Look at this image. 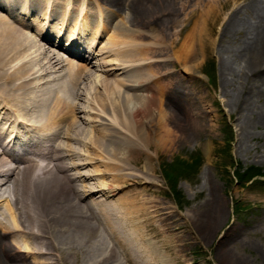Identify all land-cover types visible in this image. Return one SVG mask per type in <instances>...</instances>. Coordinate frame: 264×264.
<instances>
[{"label":"bare ground","instance_id":"bare-ground-1","mask_svg":"<svg viewBox=\"0 0 264 264\" xmlns=\"http://www.w3.org/2000/svg\"><path fill=\"white\" fill-rule=\"evenodd\" d=\"M76 1L62 3L60 14L56 8L60 1L0 0L4 14L0 15V203H8L0 212V264H172L170 211L165 204L152 205L132 187L151 182L153 171L148 153L140 168L131 151L140 153V147L154 146L155 141L163 146L172 124L178 123L187 137L194 127L182 125V119L189 116L195 125L203 124L207 112L200 104L202 97L185 90L180 74L170 80L162 78L170 72L141 74L142 66L153 68L157 61L150 54L153 45L137 39H142L143 24L152 21L147 18L153 12L151 0H101L114 8L108 12L103 7L111 16L127 10L137 30L124 29L118 21L100 44L98 39L108 30V20L103 22L100 16L104 10L96 13L100 20L94 24L99 18L91 19L89 9ZM193 1L188 13L193 25L183 39L172 37L167 45L179 43L173 58L182 64L181 72L191 75L198 72L195 65L187 64L194 58L193 46L218 50L225 104L230 112H237V136H248L251 127L264 122V102L255 104L264 90V0ZM158 2L164 3L155 7L173 3ZM31 29L37 39L27 33ZM56 40L81 51L85 48L88 55L66 50L78 59L68 60L64 67L51 49L61 48ZM134 53L144 56L136 60ZM97 56L103 58L99 66H109L102 69L105 76L96 79L101 91L91 92L84 101L83 107L97 118L84 121L77 116L79 100ZM118 71L124 75L108 78L118 76ZM54 73L58 77L52 78ZM82 124H90L89 129ZM69 142L95 152L89 159L99 163L96 168L103 166L96 175L110 179L95 189L89 183L92 176H70L64 160L81 153ZM259 158L264 160V148ZM124 159L140 172L125 166ZM99 196L104 200H97ZM220 200L211 195L213 214L205 224L206 233L221 211ZM8 236H15V242L9 243ZM16 238L24 251L20 252Z\"/></svg>","mask_w":264,"mask_h":264},{"label":"rangeland","instance_id":"rangeland-1","mask_svg":"<svg viewBox=\"0 0 264 264\" xmlns=\"http://www.w3.org/2000/svg\"><path fill=\"white\" fill-rule=\"evenodd\" d=\"M52 1L49 0L48 4ZM55 1L61 2L56 7L61 14L65 8L62 3H70L72 0ZM158 1L160 0H151L153 12L147 13V18L151 17L152 21L150 24L146 22L143 24L142 39L137 38L142 40L141 42L153 45L150 54L157 61L153 63V68L142 66L141 74L145 77H153L159 72H170L169 75L162 76L169 80L179 77L178 74H180L185 78L183 79L185 90L201 95L203 102L199 103L203 105L207 113L203 114L205 115L204 125L201 124V126L195 125L189 116L182 119V125L194 127L191 133H187V137H184L178 123L172 124L170 137L164 141L163 146L155 141L154 146L140 147L138 149L140 153L132 150L131 155L137 158L140 168L144 166L145 154L148 153L153 171V176H150L151 182H140L132 187L141 190L144 193L143 196L151 199L152 205L162 203L168 207L171 214L168 229L171 247L168 249V254L172 264H264V160L259 158L264 148V122L251 127L250 135L237 136V112L229 111L225 104L226 98L222 94L223 90L219 85L218 50L208 46L200 51L197 46H193L192 53L195 52V55L193 59L187 60V64L195 65L198 72L196 75H191V73L181 72L182 64L173 58L172 51H176L179 43L172 48L167 45V41L172 37L181 40L184 33L190 30L194 19L190 22L188 13L196 2L172 0L173 3L169 6L164 4L163 7H155V3H164ZM76 4H82L84 8H88L91 19L95 18L96 13L99 15L100 8L110 9L108 12L114 10L102 4L101 0H77ZM175 11L177 14L172 15ZM2 14L3 12H0V15ZM98 15L96 17L99 18ZM108 15L110 14L105 10L100 13L103 22L108 20V30L107 34H102L98 39L99 44L105 42L107 36L112 34L111 27H114L118 21L122 22L124 29L137 30L131 26L127 10L119 11L114 16ZM99 20L100 18L94 19V24H97ZM182 25L185 28L179 31ZM197 27L196 24L194 28L197 29ZM27 33L36 38L32 29L27 30ZM51 49L64 61V67L68 60L77 62L62 50L54 47ZM141 53L136 56L135 53L133 54L136 60L144 56ZM105 55L108 54L102 57ZM110 57L113 56L108 55L106 58ZM102 59L101 56H97L92 60L94 62V65L90 66L92 76L84 82L82 91L84 94L82 100H79L81 110L77 113V116L84 121L97 118L95 114L88 113L87 108L83 106H86L84 101L91 92L101 91L96 79L98 76L104 77L102 69L109 66L104 64L99 66ZM148 69H152V74L148 72L149 74L145 75ZM118 73V76H108V78L124 75H121L120 71ZM130 73L127 71L128 75ZM51 77H58V73L52 74ZM132 91L130 90L129 93ZM263 102L264 90L261 91L259 102L255 104L259 105ZM186 107L183 109L187 111ZM82 125L89 129L90 124ZM156 137L155 133L154 140ZM69 143L81 153L79 158L70 157L69 160H64L69 167L67 172L70 176L77 173L92 176L89 183L95 189L96 185L110 179L108 175L106 178L96 175L97 169L103 170V166L96 168L99 163L89 159L95 152L87 150L91 152L90 154L84 151L85 148L80 144ZM106 160V158L102 159V161ZM123 161L129 169L140 172L138 167L129 160ZM253 174L255 175L251 176ZM122 193L124 195L125 191L123 190ZM211 195L219 197L223 205L220 213L215 215L213 224L211 223L212 231L206 233L205 224L213 214L210 206ZM96 199L103 201L104 197L99 196ZM7 204L5 201L0 203V212L6 211ZM14 237L8 236V242L14 243ZM17 242L20 252L24 251L23 243L19 239ZM157 256L158 254H152L155 263L159 260ZM32 260L31 257L28 258V261Z\"/></svg>","mask_w":264,"mask_h":264},{"label":"trees","instance_id":"trees-1","mask_svg":"<svg viewBox=\"0 0 264 264\" xmlns=\"http://www.w3.org/2000/svg\"><path fill=\"white\" fill-rule=\"evenodd\" d=\"M258 173H256V175H257ZM255 174H253V175H251V176H254ZM238 176V175H237ZM239 177V176H238ZM176 192V191H175Z\"/></svg>","mask_w":264,"mask_h":264}]
</instances>
